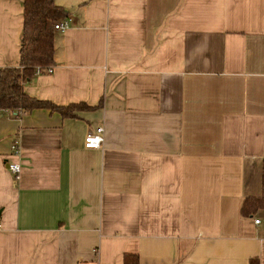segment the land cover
I'll return each instance as SVG.
<instances>
[{
	"label": "crops",
	"instance_id": "0c3cea01",
	"mask_svg": "<svg viewBox=\"0 0 264 264\" xmlns=\"http://www.w3.org/2000/svg\"><path fill=\"white\" fill-rule=\"evenodd\" d=\"M55 2L52 70L24 90L92 108L0 111V264H264V208L240 212L262 192L264 0ZM22 25L0 0V67Z\"/></svg>",
	"mask_w": 264,
	"mask_h": 264
},
{
	"label": "trees",
	"instance_id": "16d2710c",
	"mask_svg": "<svg viewBox=\"0 0 264 264\" xmlns=\"http://www.w3.org/2000/svg\"><path fill=\"white\" fill-rule=\"evenodd\" d=\"M23 25L19 41V64L0 67V111L9 109L19 113L34 108L46 107L60 112L63 116H74L77 109H89L85 102L59 105L50 100L28 94L23 87L26 80L36 72L37 67H48L54 62V23L64 14L63 7L55 0H22ZM264 208V158L262 161V192L258 196L243 198L240 205L242 214L253 213ZM77 264H88L78 262ZM123 264H138L136 254L125 253ZM250 264H257L251 259Z\"/></svg>",
	"mask_w": 264,
	"mask_h": 264
},
{
	"label": "built area",
	"instance_id": "2783aa9c",
	"mask_svg": "<svg viewBox=\"0 0 264 264\" xmlns=\"http://www.w3.org/2000/svg\"><path fill=\"white\" fill-rule=\"evenodd\" d=\"M68 22L65 18L63 19H58L54 23V29L56 30H64L65 27L67 26ZM52 66H48L45 68L42 67H37L35 73H39L42 71H51ZM104 141V134H103V127L102 126H97L94 131H91L86 134L84 138V144L85 146L88 147H99ZM17 150V143L16 140L13 143V151L15 152ZM8 169L11 171L13 177L15 179L19 178V173H20V168L21 165L19 162L16 161H9L7 163ZM255 222H259V218H255Z\"/></svg>",
	"mask_w": 264,
	"mask_h": 264
}]
</instances>
